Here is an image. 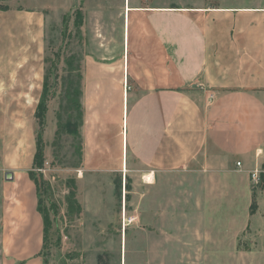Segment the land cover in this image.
I'll list each match as a JSON object with an SVG mask.
<instances>
[{
	"label": "crops",
	"instance_id": "crops-1",
	"mask_svg": "<svg viewBox=\"0 0 264 264\" xmlns=\"http://www.w3.org/2000/svg\"><path fill=\"white\" fill-rule=\"evenodd\" d=\"M44 19L41 9L0 0L1 264H44L45 221L31 175L37 143L32 132L21 142V101L39 102L43 91ZM82 71L85 150L102 142L114 113L124 153L154 172L215 165L223 153L227 181L245 177L240 209L254 204L264 225V0L129 2L118 54L86 56ZM253 172L262 182L256 195ZM238 208L232 199L228 225L239 224Z\"/></svg>",
	"mask_w": 264,
	"mask_h": 264
},
{
	"label": "rangeland",
	"instance_id": "rangeland-1",
	"mask_svg": "<svg viewBox=\"0 0 264 264\" xmlns=\"http://www.w3.org/2000/svg\"><path fill=\"white\" fill-rule=\"evenodd\" d=\"M201 1L11 0V6L44 12L45 58L56 67L49 80L58 82L48 92L43 122L38 102L21 101V142L29 132L37 141L42 132V163L33 166V176L40 208L48 213L44 264H264L261 215L254 204L245 213L240 209L249 191L242 175L227 181L225 154L218 152L215 165L199 161L154 172L130 150L124 153L114 113L96 148L85 150L83 141L82 158L78 138L69 133L57 138L67 56L113 60L124 39L129 2L178 7ZM253 184L256 195L262 182ZM232 199L239 204L238 225L227 224Z\"/></svg>",
	"mask_w": 264,
	"mask_h": 264
},
{
	"label": "trees",
	"instance_id": "trees-1",
	"mask_svg": "<svg viewBox=\"0 0 264 264\" xmlns=\"http://www.w3.org/2000/svg\"><path fill=\"white\" fill-rule=\"evenodd\" d=\"M48 58H45V63L47 66L45 67V77L43 84V91L41 95V99L38 102L37 107V117H40L42 122L44 120V115L42 111H45L47 108L48 92L52 94L54 88L58 86L57 80L50 81L49 77L53 73V67L56 68L54 64L52 66L49 64ZM66 63V75L63 76L62 80V99H61V113L59 114L58 121V130H57V138L60 139V136L64 133H69L74 135L80 141V146L78 147V152L80 157L83 156V124H84V112L85 108L83 105V58H79V56L75 53L67 56L65 58ZM62 112L67 114V118L64 119L62 116ZM42 133V132H41ZM39 132L37 134V148L34 157V166H39L42 163L43 151L40 149V143H42V136ZM31 175L33 176V171H31ZM36 181V184L39 189V184L37 179L33 176ZM39 210L42 212L40 205ZM43 214V212H42ZM45 221V231H46V222L48 220V213L43 214Z\"/></svg>",
	"mask_w": 264,
	"mask_h": 264
},
{
	"label": "built area",
	"instance_id": "built-area-1",
	"mask_svg": "<svg viewBox=\"0 0 264 264\" xmlns=\"http://www.w3.org/2000/svg\"><path fill=\"white\" fill-rule=\"evenodd\" d=\"M212 97L214 98L213 95H212ZM237 165L240 166V165H241V161H237ZM252 175H253V178H254V179H256V178L258 179V177H256V175H257L256 172H253ZM257 179H256V180H257Z\"/></svg>",
	"mask_w": 264,
	"mask_h": 264
},
{
	"label": "water",
	"instance_id": "water-1",
	"mask_svg": "<svg viewBox=\"0 0 264 264\" xmlns=\"http://www.w3.org/2000/svg\"><path fill=\"white\" fill-rule=\"evenodd\" d=\"M9 174H11V173H8L7 176H8Z\"/></svg>",
	"mask_w": 264,
	"mask_h": 264
},
{
	"label": "bare ground",
	"instance_id": "bare-ground-1",
	"mask_svg": "<svg viewBox=\"0 0 264 264\" xmlns=\"http://www.w3.org/2000/svg\"><path fill=\"white\" fill-rule=\"evenodd\" d=\"M149 180H150V178H149Z\"/></svg>",
	"mask_w": 264,
	"mask_h": 264
}]
</instances>
